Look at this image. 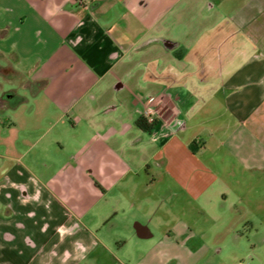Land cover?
<instances>
[{
  "label": "crops",
  "instance_id": "0c3cea01",
  "mask_svg": "<svg viewBox=\"0 0 264 264\" xmlns=\"http://www.w3.org/2000/svg\"><path fill=\"white\" fill-rule=\"evenodd\" d=\"M221 219L264 264V0H0L8 264L212 263Z\"/></svg>",
  "mask_w": 264,
  "mask_h": 264
},
{
  "label": "rangeland",
  "instance_id": "374dc122",
  "mask_svg": "<svg viewBox=\"0 0 264 264\" xmlns=\"http://www.w3.org/2000/svg\"><path fill=\"white\" fill-rule=\"evenodd\" d=\"M4 116V115H2ZM18 132H11L8 135V138H3L4 140H7L9 142H12V137L14 139L15 135H18ZM12 135V137H11ZM236 165L239 166L238 163H235ZM247 177L249 178L250 181H254L253 176L251 175H247ZM245 178L240 179L239 181H232V184H234L235 186L240 182L243 187H247L249 186L248 181ZM247 181V182H246ZM254 185L257 187V185L254 183ZM223 212L222 210L220 211V215H222ZM11 217V216H9ZM9 217H5L6 219H8ZM225 220L221 219V222H215V226L213 225V222L211 223V225H209L208 228L204 229L206 230V232L210 231V236L207 237L205 236V240L207 242V244L209 245H213V247L215 246H219L222 249V253L221 255L215 260L212 261V263H205V264H241V261L244 260V256L246 255L247 252H249V248L250 246L247 244V242L244 240V238L242 239L241 243H238L235 245V243L233 244V239L229 236L228 233V227H225ZM227 226V225H226ZM107 246V252L108 253V258H110V260L113 259V256L109 253V252H117L118 251V247L119 245L115 244V243H109ZM133 245L132 244H128L127 245V250L128 252L132 249ZM234 247H236V252H234ZM99 251L104 249L103 246H98ZM233 253L235 254V258L233 255ZM5 256V257H4ZM3 258V259H2ZM8 264L9 262L6 260V254L5 252L1 251L0 253V264ZM12 264V263H10Z\"/></svg>",
  "mask_w": 264,
  "mask_h": 264
},
{
  "label": "built area",
  "instance_id": "2783aa9c",
  "mask_svg": "<svg viewBox=\"0 0 264 264\" xmlns=\"http://www.w3.org/2000/svg\"><path fill=\"white\" fill-rule=\"evenodd\" d=\"M156 108L153 103V99L148 100V105L143 113V116L147 119L148 122H156Z\"/></svg>",
  "mask_w": 264,
  "mask_h": 264
},
{
  "label": "trees",
  "instance_id": "16d2710c",
  "mask_svg": "<svg viewBox=\"0 0 264 264\" xmlns=\"http://www.w3.org/2000/svg\"><path fill=\"white\" fill-rule=\"evenodd\" d=\"M138 125L146 131H152V129L156 126V122L150 123L144 116H142L138 120Z\"/></svg>",
  "mask_w": 264,
  "mask_h": 264
}]
</instances>
